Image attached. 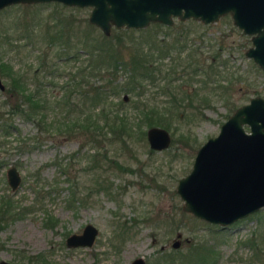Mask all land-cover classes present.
<instances>
[{
    "label": "rangeland",
    "instance_id": "rangeland-1",
    "mask_svg": "<svg viewBox=\"0 0 264 264\" xmlns=\"http://www.w3.org/2000/svg\"><path fill=\"white\" fill-rule=\"evenodd\" d=\"M89 12L90 7L57 1L18 3L2 8L0 63H8L15 72L32 68L27 86L33 90V69L39 56L48 53L47 63L55 62V65L49 69L51 72L43 74L42 71L40 75L43 74L41 92L49 99L62 98L67 89L63 85L83 78L104 84L105 79L91 75L93 61L89 59L88 48L77 43L87 40L88 35L100 38L103 34L88 21ZM198 22L192 23L193 31L172 32L167 40L186 39L181 57L190 47L205 66L220 43L219 58L228 63L219 64V71L208 76L209 81H218L203 86L197 79L190 84L191 79L185 74L166 76L164 70L170 66L174 52L161 60L165 69L153 71L156 85L147 86L150 88L147 100L163 114L180 113L179 119L169 120L167 129L174 142L161 150L150 148L146 134L134 132L138 115L132 106L135 96L127 95L122 109L133 134L128 143L122 144L116 139L103 148L108 157L118 158L127 169L109 166L100 155L99 163L106 170L98 167L90 170L87 165H95L91 156L100 154L102 149L97 151L86 134H67L62 130L67 105L49 111V118L56 112L59 129L44 131L20 116L12 118L17 129L0 137V159L6 162L0 167V196L10 194L21 211L20 216L13 217L0 230V259L19 264H36L42 257L47 264H132L135 258L142 257L145 264H184L192 247L203 246L212 250L215 264L251 262L253 251L244 242L253 235L260 243L264 240V208L222 228L184 211L183 200L176 192L178 179L191 169L197 149L218 133L231 109L252 96L264 97V71L245 55V50L252 45L251 36L237 28L229 14L208 27ZM55 32L64 33V38L69 40L68 47L62 43L50 47L42 42L44 35L48 37ZM162 37L160 32L158 38ZM118 73L120 80L123 71ZM200 76L204 77L202 74L195 77ZM2 78L7 83V78ZM83 87L87 86L83 84ZM125 95L111 93L99 106L114 111ZM5 98L6 94L0 90V113L6 117ZM85 99L83 95L73 98L74 109L78 104L74 114L83 116L98 111V106L87 107ZM21 140L26 141L24 149L20 148ZM60 162L72 163L68 174L60 171ZM11 165L21 175L14 190L6 174ZM35 171L39 172L38 178ZM66 175L77 185L78 192L71 202ZM101 178L106 188L95 187L96 179ZM89 190L83 201L82 196ZM50 217L56 221L50 224ZM86 223H92L98 230L93 244L68 247L66 237L80 233ZM175 240L179 241L177 247L172 245Z\"/></svg>",
    "mask_w": 264,
    "mask_h": 264
},
{
    "label": "trees",
    "instance_id": "trees-1",
    "mask_svg": "<svg viewBox=\"0 0 264 264\" xmlns=\"http://www.w3.org/2000/svg\"><path fill=\"white\" fill-rule=\"evenodd\" d=\"M195 22L196 20L189 18L187 20L177 19L175 24L172 25L153 22L150 26L145 28L113 27L110 35H105L103 33L100 38L94 36L90 38L88 35L87 40H78L77 43H79L81 47L88 48L86 50L88 51L89 59L93 61L91 75L96 77L100 76V78L105 79L106 82L104 84H95L83 78L82 80L74 81L70 84L66 83L63 85V87H67L66 92L62 98L58 99H49L41 92L43 74L51 72L49 69H52L53 65H55V62H52L53 64L51 62L47 63L48 53L39 56V62L33 69L31 76L32 80L35 82L33 90L27 86L29 79L28 72H30L32 68H29L27 71L15 72L8 63H0L1 75L7 78L5 89L1 90L6 94L3 103L8 106V115L6 117L0 113V137L17 129L13 124L12 118L14 116H20L31 121L38 129L42 130L43 128L44 131H49L50 128L59 129L60 120L56 112L49 118V111L61 107L62 105H67V111L63 115L66 122H64L65 127L62 130L67 134L75 132L86 134L88 142H92L93 146L97 147V151L102 149L100 154L97 152L91 156L93 164L95 165L88 164L87 166L91 167L90 170H94L97 167L106 170L105 167L99 163L100 155L101 159L106 158L109 166L114 165L120 169H127L123 163L119 162L118 158L108 157L103 149L106 143L112 144V142H114L113 140L116 139L120 140L122 144L128 143V140H130L133 134V128L129 125V118L122 109V106L125 104L124 99L127 98V95H131L130 97L132 98L135 96L134 100H132V106L137 110L138 114L136 116L137 121L134 122L137 126L136 130H134L135 133L144 136L147 130L145 128L153 125L169 129V120H171L172 117L179 119L178 116L180 113L177 112L174 116L167 115L166 113L163 114L154 104L147 100L148 96H146L148 94L147 91L150 90L147 86L151 84L156 85L155 79L152 76L153 71L155 69L158 71L165 69L161 60L166 55L173 54L174 52L175 54L170 60L171 63H169L170 66L164 70L166 76L176 73H179V75L185 74L191 79L190 84H193L194 79H197L203 83V86L209 82L218 81L217 79L209 81L210 79L208 76L219 71L217 69L219 64L226 66L228 63L226 60L219 58L222 50V45L220 43L218 49L212 53L209 64L205 66L202 59H200L190 47L185 55L181 57L180 54L187 45L186 39L181 40L182 42L177 38L176 40H167L169 36H172V32L193 31L191 27H194L192 23ZM198 24L203 27L211 25L210 23L204 24L200 21ZM153 28H155V31ZM160 32H163L162 38H158ZM41 39L42 42L48 44L50 47H57L61 43L67 47L69 46V40L64 38L63 32H55L52 35H48V37L44 35ZM180 42L181 44H179ZM217 58H219L218 62L215 61ZM169 69L171 70L169 71ZM120 70L123 71V78L118 80V72ZM42 71L43 74L40 75ZM198 74H202L204 77L200 76L196 78L195 76ZM171 79H173V77ZM83 84L87 87H83ZM120 92H124L126 95L120 100L119 108H116L114 111H106L104 105L99 106L101 103L104 104L109 94ZM78 95L81 97L83 95V97L86 98L84 104L87 105V107H89V104L92 109L98 106V111L95 113H84L83 116L74 114V112H77L78 104L74 109L73 98ZM205 102L207 103V100ZM234 109H231L226 115V118H228ZM80 112H83L82 108H80ZM104 127H106V130H104ZM20 142L23 144H21L20 148L24 149L27 146L25 143L26 141L24 142L21 140ZM171 142H174V138H172ZM3 165H6V162L0 159V167ZM59 165L60 171L63 174H68L72 163L68 162V164L63 165L62 162H60ZM38 173V171H35L37 178ZM65 179L68 182L67 185L71 196V202L78 192L75 191L77 185L69 175H66ZM101 180L102 178L96 179L95 187L106 188L107 186L104 185L103 180ZM90 190L82 196L83 201H86V197L90 193ZM20 211L21 209L16 207L10 194H2L0 196V230L9 220L13 219V217L20 216ZM54 221H56V219L50 217L49 223L51 224ZM244 243L253 251V257L249 264H264V240L260 243L253 235ZM212 257V250L209 248L195 246L191 248L189 257L185 259L184 264H215L216 258ZM36 264H47V262L45 258L42 257Z\"/></svg>",
    "mask_w": 264,
    "mask_h": 264
},
{
    "label": "water",
    "instance_id": "water-1",
    "mask_svg": "<svg viewBox=\"0 0 264 264\" xmlns=\"http://www.w3.org/2000/svg\"><path fill=\"white\" fill-rule=\"evenodd\" d=\"M57 1L69 6L90 7L88 21L105 35L113 27L145 28L159 22L172 25L175 19L192 18L204 24L229 14L233 24L251 36L245 50L264 71V0H0V10L18 3ZM5 83L0 72V90ZM150 148L169 146L171 136L164 127L147 128ZM14 190L21 181L15 165L7 171ZM176 192L183 200L182 209L209 223L228 226L264 208V97L252 96L220 125L218 133L197 149L192 167L178 179ZM92 223L80 233L66 237L68 247L90 246L97 234ZM172 245L177 247L179 241ZM0 264H19L0 259ZM132 264H145L137 257Z\"/></svg>",
    "mask_w": 264,
    "mask_h": 264
},
{
    "label": "flooded vegetation",
    "instance_id": "flooded-vegetation-1",
    "mask_svg": "<svg viewBox=\"0 0 264 264\" xmlns=\"http://www.w3.org/2000/svg\"><path fill=\"white\" fill-rule=\"evenodd\" d=\"M75 247H77V246H75Z\"/></svg>",
    "mask_w": 264,
    "mask_h": 264
}]
</instances>
